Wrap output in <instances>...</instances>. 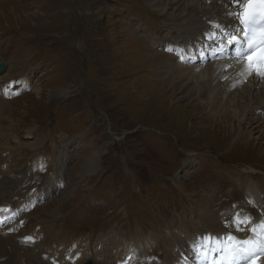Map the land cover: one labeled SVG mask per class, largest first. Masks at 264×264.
<instances>
[{"label":"rangeland","instance_id":"374dc122","mask_svg":"<svg viewBox=\"0 0 264 264\" xmlns=\"http://www.w3.org/2000/svg\"><path fill=\"white\" fill-rule=\"evenodd\" d=\"M153 1L0 0V60L10 68L16 54L20 62L0 85L26 87L0 100V110L12 101L8 116L0 111V149L27 152L10 173L50 151L52 173L42 178L46 186L66 183L31 221L51 226V241L36 248L43 256L62 260L76 247L75 264H163L179 253L170 250L178 230L234 237L239 216L249 221L238 227L241 238L263 221L264 126L214 113L205 95H188L190 87L171 81L157 39L171 37L174 5ZM27 130L42 137L39 144ZM29 171L17 176L25 181ZM8 181L0 179V203L12 200L2 193ZM9 236L3 246L18 249ZM179 259L197 264L191 254Z\"/></svg>","mask_w":264,"mask_h":264},{"label":"bare ground","instance_id":"6f19581e","mask_svg":"<svg viewBox=\"0 0 264 264\" xmlns=\"http://www.w3.org/2000/svg\"><path fill=\"white\" fill-rule=\"evenodd\" d=\"M245 1L247 0H239L238 3L237 0H168L174 5L173 12L167 14L169 18L173 19L172 27L169 28L171 37L162 36L161 39H157V42H160L161 48L164 49L163 52L167 55L163 69L166 74L173 77L171 81L177 87L180 86L182 91L187 90V86L190 87L188 95L192 93L205 95V106H209L214 113L228 114L231 112V116H234L237 123L250 120L253 122L250 123L259 130L258 123L264 126V73H254L252 67L244 60L231 58L224 42L225 35L232 28L242 26L240 20L242 5ZM162 5L164 4H160L162 10H169L168 7ZM216 24L220 27L216 28ZM210 43H212L214 51L207 49ZM14 50H16L15 45L13 46ZM189 50L192 51V54L187 57ZM11 62L13 64L10 65V68L5 67L0 72V80H8L13 77L12 75L17 70L15 64L20 63L16 54H13ZM200 99L202 101V98ZM1 105L0 102V107ZM225 110L226 112H223ZM253 114L254 117H252ZM260 134H264V131ZM1 152L0 149V166L4 160ZM0 173L5 174L1 170ZM7 202L13 201L7 200L5 203ZM240 218L242 219V217ZM261 223H264V219L258 225ZM257 227L254 229V234L245 241H243L244 235L240 238V235L236 233L241 228L234 227L235 243L233 239H228V234L223 237L220 232L213 230H205L202 233L194 232L193 235H189L188 231L185 234V231L178 230L174 237L176 243L171 242L170 250L177 251L179 249V254L184 256L183 247H190L187 254L196 256L197 261L201 264H236L238 258L236 251L239 247L242 250L249 249L253 261L262 259L263 256L255 257L256 254L263 251L261 248L262 237L260 238L258 235ZM46 231L48 235V229ZM8 238L10 236L0 232V264H12L13 261L20 259H25L29 264H44L43 259H40L43 257V254L39 252L40 249H37L39 252V256H37L34 253V247L28 249L29 246L22 243L20 239L17 241L20 244H18V249L13 242L8 244L11 246L9 250L6 249L7 246L5 245V247L3 244H5L4 239L8 240ZM171 241H173L172 235ZM13 247L15 251H13ZM138 249V247H133L137 253ZM46 260L50 264L49 259ZM166 261L168 262L162 263H172V260Z\"/></svg>","mask_w":264,"mask_h":264},{"label":"snow or ice","instance_id":"6c2138e0","mask_svg":"<svg viewBox=\"0 0 264 264\" xmlns=\"http://www.w3.org/2000/svg\"><path fill=\"white\" fill-rule=\"evenodd\" d=\"M238 2H239V0H237V3ZM260 2L262 4H264V0H260ZM251 4H252V0H249L248 10L241 15L240 22L244 26H251L253 23H255V20H256V15L257 14L252 10ZM260 15H261V18L264 19V10H262V12L260 13ZM237 42H238V40H237V37L236 36H232L227 41V43H228L229 46H233ZM222 48H223V46H222ZM245 222H246V220L241 219L239 216H237V217L234 218V223H235V225L237 227H239V225H241V224H243ZM228 239L229 240H232V239H234V237L229 236ZM249 251H250L249 249H243V252L246 253V254Z\"/></svg>","mask_w":264,"mask_h":264},{"label":"water","instance_id":"95a60500","mask_svg":"<svg viewBox=\"0 0 264 264\" xmlns=\"http://www.w3.org/2000/svg\"><path fill=\"white\" fill-rule=\"evenodd\" d=\"M4 67H5V63L2 60H0V71L3 70Z\"/></svg>","mask_w":264,"mask_h":264}]
</instances>
